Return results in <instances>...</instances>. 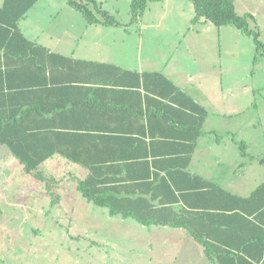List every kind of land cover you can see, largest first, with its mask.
<instances>
[{
	"label": "crops",
	"instance_id": "obj_1",
	"mask_svg": "<svg viewBox=\"0 0 264 264\" xmlns=\"http://www.w3.org/2000/svg\"><path fill=\"white\" fill-rule=\"evenodd\" d=\"M5 1L0 0V5ZM57 2L60 3L59 0H38L19 21L23 34L47 52L37 50V59L21 60L15 55L5 56L6 47L0 45V66L8 74H13L18 67L24 70L9 76L11 88L7 87L8 82L0 79V84L4 85L2 93H8V97L18 103L20 100L25 102V108L31 109L28 124L34 126V130L48 134L42 147L46 152H52V156L41 164L46 180L40 187L46 189L43 191L47 195L60 197L58 201L50 202V207L67 204L65 197H71V192L74 200L82 195L78 180L88 175L107 178L126 175L130 179L117 190L133 196L148 194L149 186L143 183L156 181L155 175L160 178L173 175L178 186L184 188L193 180L188 175H198L241 197H250L256 191L264 182V154H257L252 150L251 142L238 138L235 119L241 113L240 107L236 108L240 104L234 101L233 93L227 97L224 90L220 99L217 73L205 77L197 67L196 59L194 65H183L170 62V55L156 56L155 52L162 50L146 46L144 27L136 30L138 37L133 43L128 39L126 45L119 46L116 38L109 39L108 51L97 53L98 39L93 41L83 39V36H96L108 28L82 19L86 28L82 35H74L70 20L79 21L77 12L80 11L68 0H61L63 6L53 7ZM66 6L69 10L62 15L66 23L63 27L59 25L55 32L50 30L43 23L42 14L60 16ZM139 20L136 21L138 24ZM117 28L121 30H113H117L118 36L122 33L132 35L134 30ZM68 37H73L74 48L67 47ZM100 41L106 42V39ZM167 48V53L170 50L177 52L180 48L183 54L184 51L193 52L184 40ZM51 53L74 60V69L51 68L48 58ZM53 62L62 64L65 61L56 59ZM174 86L207 111L195 148V118L199 115L192 102L178 94ZM16 108L17 105L12 104L1 113L10 115L17 111L20 114ZM14 158L8 147L0 144V174L17 170ZM93 167L96 174L91 171ZM22 168L26 172L24 166ZM144 175H151V178H144ZM259 175H263L262 178ZM169 183L173 185L170 179ZM159 188L164 196L169 195L164 184L160 183ZM31 190L36 193L33 196L38 195L37 188ZM72 197L68 198L69 203L74 202ZM181 206H184L182 202L174 204L177 209ZM215 218H218L213 222L215 225L210 221L207 223L208 219L202 224L206 226L204 238L207 241L218 244L237 238L235 225L228 224L230 217ZM141 225V228L152 227L159 239L169 235L172 244L184 243L205 254V247L186 228ZM209 234L216 238H210Z\"/></svg>",
	"mask_w": 264,
	"mask_h": 264
},
{
	"label": "rangeland",
	"instance_id": "obj_2",
	"mask_svg": "<svg viewBox=\"0 0 264 264\" xmlns=\"http://www.w3.org/2000/svg\"><path fill=\"white\" fill-rule=\"evenodd\" d=\"M59 1L53 7L64 5ZM234 1L240 15L254 16L256 21L250 19V26L264 41V0ZM96 2L121 23L119 26L101 23L98 26L108 28L106 32L83 36V39H98L97 53L108 51L109 39L116 38L119 46L126 45L128 39L133 43L138 37L136 30L144 27L146 46L162 50L155 52L156 56L170 55V62L183 65H194L196 59L205 77L218 74L220 99L224 90L227 97L233 93L234 101L240 104L236 108L240 107L241 113L235 119L238 138L251 142L257 154H264V55L254 62L256 43L253 36L234 25L218 27L204 18L192 23L196 11L191 0H152L139 17L140 24L131 23L132 0ZM89 6L95 9L94 3ZM68 8L66 6L60 16L42 14L43 23L55 32L59 25L63 27L66 23L62 15ZM77 13L79 21L70 20L72 33L82 35L86 28L82 19L86 18L81 12ZM117 27L134 29L133 34L118 36L117 30H113H121ZM72 39L68 37V48L76 45L72 46ZM181 40L192 47V53L184 51L183 54L182 48L177 52L165 51ZM15 163V172L0 174V264H215L197 248H189L184 243L172 244L169 235L159 239L152 227L141 228L143 226L132 218L124 220L119 215L112 216L105 207L94 205L82 195L74 200L71 192L74 202L69 203V195L65 197L67 204L64 206L50 207V202L60 197L47 195L43 191L46 189L40 187L43 180L24 172L19 160ZM33 187L37 188L36 196H33L36 194L31 190Z\"/></svg>",
	"mask_w": 264,
	"mask_h": 264
},
{
	"label": "trees",
	"instance_id": "obj_3",
	"mask_svg": "<svg viewBox=\"0 0 264 264\" xmlns=\"http://www.w3.org/2000/svg\"><path fill=\"white\" fill-rule=\"evenodd\" d=\"M37 1L6 0L3 5H0V45L4 44L6 47L5 56L15 55L21 60H25V58L37 59V50L47 52L44 47L29 40L19 27V21L25 17L28 10ZM150 1L152 0H132L131 23L136 22L144 14ZM68 2L84 15L89 24L121 25L114 15L97 5L96 0H68ZM191 2L196 11L193 23L204 18L218 27L234 25L245 34L254 37L256 43L254 62L256 63L264 55V41L260 39V33L250 26V19L256 21L254 16L252 14L240 15L234 0H191ZM90 3L95 4V9L89 6ZM48 58L51 68L53 66L74 69L76 65L74 60H66L58 54L51 53ZM56 59H60V61L63 59L65 62L62 64L53 62ZM37 61L39 64L41 63L40 60ZM25 67L28 68L27 65ZM38 67L41 71V67ZM23 71L21 67H18L13 74L10 72L8 74L0 66V79L8 82L7 87L11 88L9 76ZM0 83L2 82L0 81ZM173 88L178 94L186 96L175 86ZM3 90L4 85L0 84V144L8 147L13 156L23 164L28 174H33L39 180H46L40 167L44 160L52 156V152H46V149L42 147L46 144L48 134L34 130L32 128L34 126L28 124V112H31V109L28 111L25 108L26 103L20 98V103L11 100L8 93H2ZM186 97L192 102V107L199 115L195 118L193 139L195 148V142L202 133L207 111L188 96ZM12 104L17 105L16 109L20 114L17 111L10 115L1 113ZM91 171L96 174L94 167ZM102 176L88 175L86 179L78 180V190L89 202L108 208L112 216L132 218L146 226L161 225L186 228L205 247V254L216 264H264V182L250 197H241L198 175H188L193 180L186 188L178 186L173 175L161 176V178L160 175H155L156 181L143 183L149 186L148 194L133 196L131 194L123 195L121 190H117L121 188L123 182L124 184L128 182L127 180L130 179L128 176L112 175L109 178ZM144 178L149 179L151 175H144ZM169 179L173 185L169 183ZM160 183L167 187L169 195L164 196L162 190L158 189ZM138 186L141 185L138 184ZM178 192L182 193L177 194ZM178 202H182L184 206L175 208L174 204ZM215 217L224 219L230 217L228 224L235 225L237 238L233 241H221L218 244L207 241L204 238L206 226L204 227L202 224L207 219V223L215 222L218 219ZM209 236L216 238V235L213 234H209Z\"/></svg>",
	"mask_w": 264,
	"mask_h": 264
}]
</instances>
